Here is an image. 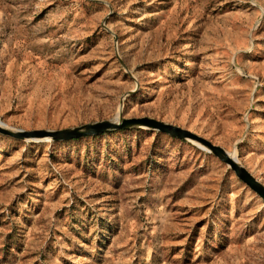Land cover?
Masks as SVG:
<instances>
[{
    "label": "rangeland",
    "instance_id": "obj_1",
    "mask_svg": "<svg viewBox=\"0 0 264 264\" xmlns=\"http://www.w3.org/2000/svg\"><path fill=\"white\" fill-rule=\"evenodd\" d=\"M119 112L197 134L264 186V0H0V123ZM0 264H264V201L158 131L0 134Z\"/></svg>",
    "mask_w": 264,
    "mask_h": 264
},
{
    "label": "water",
    "instance_id": "obj_2",
    "mask_svg": "<svg viewBox=\"0 0 264 264\" xmlns=\"http://www.w3.org/2000/svg\"><path fill=\"white\" fill-rule=\"evenodd\" d=\"M123 130L158 131L178 140L202 145L205 150L209 151L220 161L226 164L241 182L247 185L258 197L264 201V186L256 178H254L251 173L238 161L234 162L228 160L226 158V153L221 148L193 132L152 118H122L120 121L96 122L81 127L57 131H23L13 129L4 125L3 123H0L1 135L30 143L64 142L89 136H100Z\"/></svg>",
    "mask_w": 264,
    "mask_h": 264
},
{
    "label": "bare ground",
    "instance_id": "obj_3",
    "mask_svg": "<svg viewBox=\"0 0 264 264\" xmlns=\"http://www.w3.org/2000/svg\"><path fill=\"white\" fill-rule=\"evenodd\" d=\"M117 116L118 117L115 119V121H120L122 119V117L120 116V112H119V114ZM194 144L196 146H198L200 149H204L205 150V148L202 145H200L198 143H194ZM226 155H227L226 158L228 160L236 162V154H226Z\"/></svg>",
    "mask_w": 264,
    "mask_h": 264
},
{
    "label": "trees",
    "instance_id": "obj_4",
    "mask_svg": "<svg viewBox=\"0 0 264 264\" xmlns=\"http://www.w3.org/2000/svg\"><path fill=\"white\" fill-rule=\"evenodd\" d=\"M105 135V134H104Z\"/></svg>",
    "mask_w": 264,
    "mask_h": 264
}]
</instances>
